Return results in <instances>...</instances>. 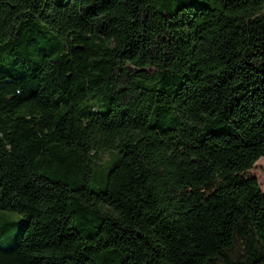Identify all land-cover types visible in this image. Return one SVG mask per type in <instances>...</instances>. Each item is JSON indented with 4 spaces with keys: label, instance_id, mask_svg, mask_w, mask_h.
<instances>
[{
    "label": "trees",
    "instance_id": "trees-1",
    "mask_svg": "<svg viewBox=\"0 0 264 264\" xmlns=\"http://www.w3.org/2000/svg\"><path fill=\"white\" fill-rule=\"evenodd\" d=\"M259 159L264 0H0V264H264Z\"/></svg>",
    "mask_w": 264,
    "mask_h": 264
},
{
    "label": "rangeland",
    "instance_id": "rangeland-1",
    "mask_svg": "<svg viewBox=\"0 0 264 264\" xmlns=\"http://www.w3.org/2000/svg\"><path fill=\"white\" fill-rule=\"evenodd\" d=\"M109 159V155L105 154L102 155V162H105ZM245 175L247 177H253L255 178L262 191V186L264 187V159H259L256 164L254 165L253 169L250 171L246 172ZM263 192V191H262Z\"/></svg>",
    "mask_w": 264,
    "mask_h": 264
}]
</instances>
